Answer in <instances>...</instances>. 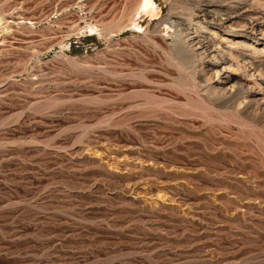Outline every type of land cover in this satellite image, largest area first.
<instances>
[{"label":"rangeland","instance_id":"obj_1","mask_svg":"<svg viewBox=\"0 0 264 264\" xmlns=\"http://www.w3.org/2000/svg\"><path fill=\"white\" fill-rule=\"evenodd\" d=\"M147 1L0 0V264H264L261 118L178 64L195 0Z\"/></svg>","mask_w":264,"mask_h":264},{"label":"bare ground","instance_id":"obj_2","mask_svg":"<svg viewBox=\"0 0 264 264\" xmlns=\"http://www.w3.org/2000/svg\"><path fill=\"white\" fill-rule=\"evenodd\" d=\"M246 2L195 0L188 17L174 21L168 17L165 22L174 28L175 44L181 48L175 49V58L183 53L188 59L184 65L178 64L183 70L193 69L192 88L209 94L213 107L241 117L250 115L251 121L259 116L257 120L264 126V11H249L252 4Z\"/></svg>","mask_w":264,"mask_h":264}]
</instances>
